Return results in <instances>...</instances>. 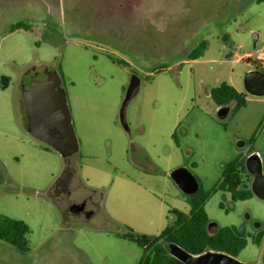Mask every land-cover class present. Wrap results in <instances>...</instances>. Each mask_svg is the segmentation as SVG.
I'll use <instances>...</instances> for the list:
<instances>
[{"label": "rangeland", "instance_id": "374dc122", "mask_svg": "<svg viewBox=\"0 0 264 264\" xmlns=\"http://www.w3.org/2000/svg\"><path fill=\"white\" fill-rule=\"evenodd\" d=\"M19 22L28 28L13 30ZM201 43V56L189 59ZM251 68L264 71V0H0V215L30 228L27 251L0 239V264H137L143 249L122 237L128 228L157 235L173 209L189 212L190 195L171 170L188 167L201 192H211L224 164L251 150L264 169V96L247 94L225 120L210 96L224 81L245 92ZM33 69L64 75L79 140L68 158L27 131L23 91ZM134 74L141 85L126 107L127 129L119 114ZM238 139L247 145L237 148ZM132 143L152 165L131 161ZM67 162L77 165L68 192L51 198ZM85 199L97 204L88 219L70 212ZM205 210L219 226L247 233L237 258L264 264V238L254 242L264 232L263 199L234 201L218 190Z\"/></svg>", "mask_w": 264, "mask_h": 264}, {"label": "trees", "instance_id": "16d2710c", "mask_svg": "<svg viewBox=\"0 0 264 264\" xmlns=\"http://www.w3.org/2000/svg\"><path fill=\"white\" fill-rule=\"evenodd\" d=\"M19 28H28V25L19 22L13 26V30ZM203 47V43L196 47L191 52L189 59L199 58ZM110 58L118 64L127 65L124 59L112 56H110ZM59 75L63 80L64 75L61 71ZM8 82L9 77L2 76L1 87L3 89L6 88ZM247 94L246 91H238L226 81L212 88L210 92V96L218 106L228 105L231 101L236 100V104L231 110L245 106ZM173 137H175L174 133ZM253 151L254 150H251L249 153ZM129 156L131 161L139 167L143 165H140L138 159L152 165L148 154L134 143L131 145ZM245 158L246 156L238 157L224 164L221 179L211 192H201L200 190L196 195L190 196L188 199L190 205L188 213L173 209L171 211L174 215L172 224H168L159 234L148 235L137 232L129 227L122 237L134 241L143 249V254L137 264H184L170 254L168 246L170 241L179 243L193 253H201L211 248L238 256L247 245V233L236 226H220L217 231L213 228L209 229L208 223L210 220L205 210V203L209 199L211 193L218 190L230 192L234 201L247 199L253 196L248 184L251 179L244 180V174L250 177L245 168ZM158 170L159 168L155 165L150 168V171L156 172ZM76 171L77 165L75 163H65L64 169L57 182L60 179H66L68 183L69 179ZM29 232L30 228L23 220L0 215V239L11 243L18 250L27 251L29 249L26 237ZM263 238L264 232H259L257 236L254 237V242L260 245ZM262 257L264 260V252Z\"/></svg>", "mask_w": 264, "mask_h": 264}, {"label": "water", "instance_id": "95a60500", "mask_svg": "<svg viewBox=\"0 0 264 264\" xmlns=\"http://www.w3.org/2000/svg\"><path fill=\"white\" fill-rule=\"evenodd\" d=\"M258 39L259 35L254 34L250 46L251 50L256 48ZM34 70H32L31 84L23 91L27 131L55 149L61 156L69 157L79 150V140L62 78L56 70L46 69L45 74L39 76L34 73ZM243 83L248 94L264 96L263 70L259 68L247 70L243 76ZM140 85V77L135 74L132 75L119 114L121 123L127 129L126 107L137 94ZM230 112L231 106L229 104L222 105L217 109V116L225 120L229 117ZM246 145V140L238 139L236 141V146L239 149ZM245 168L252 176L250 190L253 195L264 200V169L259 152L253 151L246 156ZM169 175L184 194L192 196L200 191V181L188 167L178 166L171 170ZM84 207V202L75 203L70 206V210L77 213ZM245 218L250 220L251 214L246 213ZM253 226L259 230L263 227V223L255 219ZM208 228L217 231L220 226L215 221H209ZM168 246L170 254L184 264H251V262L242 261L237 256L225 251L208 248L201 253H193L175 241H170Z\"/></svg>", "mask_w": 264, "mask_h": 264}, {"label": "flooded vegetation", "instance_id": "af4514ba", "mask_svg": "<svg viewBox=\"0 0 264 264\" xmlns=\"http://www.w3.org/2000/svg\"><path fill=\"white\" fill-rule=\"evenodd\" d=\"M67 180L66 179H60L58 182H56L55 186H54V193H51L49 196H56V197H59V195L63 194V192H68V189H67ZM52 198V197H51ZM88 201H90V204L92 205V207L90 208H87V203ZM85 202V207L83 210L75 213V212H72L70 210V212H72L73 214H83L85 216L86 219H88L91 215L94 214V211H95V208L97 207V204L93 203L91 200L89 199H85V201H82L80 203H83Z\"/></svg>", "mask_w": 264, "mask_h": 264}, {"label": "crops", "instance_id": "0c3cea01", "mask_svg": "<svg viewBox=\"0 0 264 264\" xmlns=\"http://www.w3.org/2000/svg\"><path fill=\"white\" fill-rule=\"evenodd\" d=\"M231 109H232V107H231ZM175 134V133H174ZM189 203V202H188ZM190 206V205H189ZM190 210V209H189Z\"/></svg>", "mask_w": 264, "mask_h": 264}]
</instances>
